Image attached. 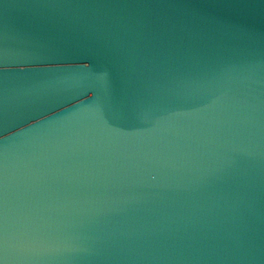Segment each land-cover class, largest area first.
I'll list each match as a JSON object with an SVG mask.
<instances>
[{"label": "water", "instance_id": "95a60500", "mask_svg": "<svg viewBox=\"0 0 264 264\" xmlns=\"http://www.w3.org/2000/svg\"><path fill=\"white\" fill-rule=\"evenodd\" d=\"M0 264H264V0H0Z\"/></svg>", "mask_w": 264, "mask_h": 264}]
</instances>
